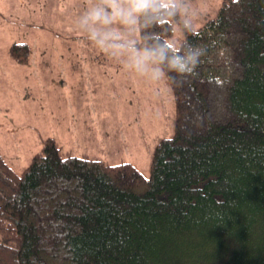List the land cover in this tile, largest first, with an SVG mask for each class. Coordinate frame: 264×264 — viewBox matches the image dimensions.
I'll return each mask as SVG.
<instances>
[{
	"label": "trees",
	"instance_id": "obj_1",
	"mask_svg": "<svg viewBox=\"0 0 264 264\" xmlns=\"http://www.w3.org/2000/svg\"><path fill=\"white\" fill-rule=\"evenodd\" d=\"M185 20L136 23L137 50L169 40L173 21L181 46L208 49L193 74L166 75L175 132L148 175L62 156L52 137L21 171L0 150V264H264V0ZM10 54L27 61L28 44Z\"/></svg>",
	"mask_w": 264,
	"mask_h": 264
},
{
	"label": "rangeland",
	"instance_id": "obj_2",
	"mask_svg": "<svg viewBox=\"0 0 264 264\" xmlns=\"http://www.w3.org/2000/svg\"><path fill=\"white\" fill-rule=\"evenodd\" d=\"M66 2L60 14L51 2L42 7L31 0H0L6 18L0 31V150L21 171L41 152L44 139L52 137L62 156L131 162L148 175L155 146L175 132L168 78L150 81L127 66L126 50L105 51L88 38L80 20L99 0ZM179 3L182 18L198 28L215 16L222 0ZM112 28L122 30L115 24ZM173 28L169 41L180 47V24L173 21ZM133 30L127 27L128 36L120 43L136 41ZM17 42L29 47L22 63L10 54ZM77 52L88 67H81ZM107 67L114 70L112 84Z\"/></svg>",
	"mask_w": 264,
	"mask_h": 264
},
{
	"label": "clouds",
	"instance_id": "obj_3",
	"mask_svg": "<svg viewBox=\"0 0 264 264\" xmlns=\"http://www.w3.org/2000/svg\"><path fill=\"white\" fill-rule=\"evenodd\" d=\"M179 11V0H99V3L81 18L80 24L88 32V38L102 50H126L129 53L127 66L147 76L150 81L158 83L168 73L179 76L193 74L208 49L191 43L177 47L169 40L161 42L156 35L153 47L137 50L135 42L120 43V33L113 29L112 25L131 27L141 16L154 19L157 23L167 22V17H174ZM184 26L186 29L191 28L187 20L184 21ZM190 33L195 35L196 30L191 29Z\"/></svg>",
	"mask_w": 264,
	"mask_h": 264
},
{
	"label": "crops",
	"instance_id": "obj_4",
	"mask_svg": "<svg viewBox=\"0 0 264 264\" xmlns=\"http://www.w3.org/2000/svg\"><path fill=\"white\" fill-rule=\"evenodd\" d=\"M31 1H35V2H41V6L43 7L44 5H47V4H49L50 2L52 3V5L53 6H56L57 7V10L60 12V14L62 13V12H65L64 10V6H65V4L67 3L66 2V0H31ZM76 2H77V0H76ZM46 7V6H45ZM44 7V8H45ZM3 8H5V6L3 5V6H0V15H1V18H0V31H1V29L3 28V26L5 25V23H4V20L6 19L5 18V14H4V11L1 13V10H3ZM76 9H78V7L76 6ZM83 9V8H82ZM47 20V19H46ZM76 20H79L78 18H76ZM115 27H120L122 30L120 31V36H121V39H123L124 40V38H126L127 36H128V34H127V32H126V26H124V25H120V24H115ZM124 28V29H123ZM133 28H134V32L136 33L137 32V34H138V30H137V28H136V24L133 26ZM124 33L125 34H127V35H124ZM134 42V41H133ZM76 56H78L80 59H78L79 60V62L81 63V67L83 66V67H88V66H85V64H84V62H83V57H82V53L81 52H77L76 53ZM91 57V55H89V58ZM89 66H91L90 64H89ZM104 67H101L100 69H103ZM113 68H110V67H107L105 70H104V72L105 73H108V77H109V79L111 80V82H110V84H112L113 82H114V78H112L113 77ZM99 72H101L100 70H97L96 71V73H99ZM102 81L104 82V90H106V87H105V82L107 81V80H105L104 78L102 79ZM96 82V81H95ZM108 88H111V85L108 87ZM84 102H82L81 104H83ZM85 104H87V103H84L83 105H85Z\"/></svg>",
	"mask_w": 264,
	"mask_h": 264
}]
</instances>
